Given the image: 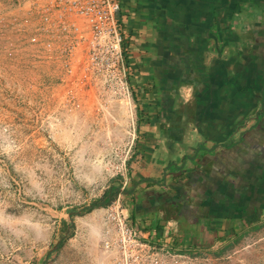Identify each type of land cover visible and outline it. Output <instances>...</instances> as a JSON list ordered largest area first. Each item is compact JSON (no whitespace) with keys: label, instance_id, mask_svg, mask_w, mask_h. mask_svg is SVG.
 Masks as SVG:
<instances>
[{"label":"rangeland","instance_id":"rangeland-1","mask_svg":"<svg viewBox=\"0 0 264 264\" xmlns=\"http://www.w3.org/2000/svg\"><path fill=\"white\" fill-rule=\"evenodd\" d=\"M15 37L0 33V264H119L122 253L106 246L116 237L110 207L120 203L143 229L130 172L149 114L134 91L97 95L20 50L11 55ZM253 183L259 190L241 196L234 220L206 236L190 223L189 242L142 233L159 254L138 264H264V184ZM111 185H120L115 200L89 209Z\"/></svg>","mask_w":264,"mask_h":264},{"label":"crops","instance_id":"crops-1","mask_svg":"<svg viewBox=\"0 0 264 264\" xmlns=\"http://www.w3.org/2000/svg\"><path fill=\"white\" fill-rule=\"evenodd\" d=\"M122 17L149 114L133 214L144 237L189 242V223L208 235L264 178V0H123Z\"/></svg>","mask_w":264,"mask_h":264},{"label":"built area","instance_id":"built-area-1","mask_svg":"<svg viewBox=\"0 0 264 264\" xmlns=\"http://www.w3.org/2000/svg\"><path fill=\"white\" fill-rule=\"evenodd\" d=\"M122 9L123 0H0V33L17 35L11 55L20 50L35 63L56 67L62 81L90 83L101 96L131 98ZM110 209L116 237L106 246L122 253L118 263L157 260L158 247L144 239L128 209L120 203Z\"/></svg>","mask_w":264,"mask_h":264},{"label":"trees","instance_id":"trees-1","mask_svg":"<svg viewBox=\"0 0 264 264\" xmlns=\"http://www.w3.org/2000/svg\"><path fill=\"white\" fill-rule=\"evenodd\" d=\"M257 182L259 184L263 183L264 182V178H261V177L258 176L257 177ZM257 190H259L258 187H257ZM119 191H120V185H117V186L116 185H111L105 191V193L93 203L92 207H90L89 209H92V208L97 207L99 205H104V206L110 205L112 203V201L115 200V198H116L117 194L119 193ZM256 200H257L256 197H251L250 203H253ZM69 212L71 213V216L74 217L75 215L80 213L81 210L79 209V207L76 206V207H73L72 209H70ZM64 222H66V221H64Z\"/></svg>","mask_w":264,"mask_h":264},{"label":"bare ground","instance_id":"bare-ground-1","mask_svg":"<svg viewBox=\"0 0 264 264\" xmlns=\"http://www.w3.org/2000/svg\"><path fill=\"white\" fill-rule=\"evenodd\" d=\"M129 111H130V108H126V107L123 106V113H129Z\"/></svg>","mask_w":264,"mask_h":264}]
</instances>
